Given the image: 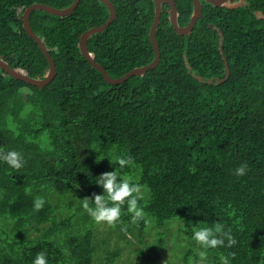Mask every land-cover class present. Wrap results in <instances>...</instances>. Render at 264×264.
<instances>
[{
    "label": "trees",
    "instance_id": "16d2710c",
    "mask_svg": "<svg viewBox=\"0 0 264 264\" xmlns=\"http://www.w3.org/2000/svg\"><path fill=\"white\" fill-rule=\"evenodd\" d=\"M72 1L0 0V56L32 77L44 76L48 61L23 28L22 12L33 2L62 8ZM110 1L116 17L88 36L87 48L118 77L154 58L148 32L155 5ZM174 1L183 26L193 2ZM200 1L203 12L185 34L175 31L169 4L162 3L159 62L119 84L107 82L78 46L84 30L108 18L103 2L79 0L66 15L30 12L56 74L39 87L0 68V150L18 151L24 161L15 170L0 160V264H33L41 251L48 264H154L149 253L117 263L118 241L134 246L128 233L141 240L145 230L168 227L171 219L184 221L188 236L216 222L231 229L237 243L208 249L209 264H220L221 254L230 264H264V18L254 13L264 12V0L236 7ZM220 44L229 76L207 82L224 75ZM118 155H131L136 167L119 169ZM245 163L247 174L237 177ZM114 170L121 179L138 176L132 182L142 186L145 219L131 223L125 205L121 220L97 241V223L82 200L102 195L96 181ZM37 197L45 201L39 211Z\"/></svg>",
    "mask_w": 264,
    "mask_h": 264
},
{
    "label": "clouds",
    "instance_id": "9594fccd",
    "mask_svg": "<svg viewBox=\"0 0 264 264\" xmlns=\"http://www.w3.org/2000/svg\"><path fill=\"white\" fill-rule=\"evenodd\" d=\"M0 160L6 162L15 170H20L24 166L21 153L15 150L7 152L0 150ZM114 160L115 164L119 165V169L135 166V161L131 155H118L114 157ZM247 171L248 165L245 163L239 165L234 174L237 177H243L247 174ZM96 183L102 187L103 194H93L94 201L87 197L82 200V208L95 223L115 227L121 220L122 209L125 205L127 206V213L131 214V223L136 224L145 219L144 210L139 206V201L143 199L142 186L133 183L131 177L121 179L117 170L108 171L102 173ZM44 203L42 197H37L34 202V209L36 211L41 210ZM191 238L199 248L203 249L199 251V264H205L208 249L224 246L231 248L237 243L231 229L225 230V225L220 222H216L209 227L194 229ZM225 241H227V245H225ZM234 255V253H229V256L233 258ZM219 259L220 264H230L228 256L221 254ZM33 264H48L46 253L39 252L35 256Z\"/></svg>",
    "mask_w": 264,
    "mask_h": 264
},
{
    "label": "water",
    "instance_id": "95a60500",
    "mask_svg": "<svg viewBox=\"0 0 264 264\" xmlns=\"http://www.w3.org/2000/svg\"><path fill=\"white\" fill-rule=\"evenodd\" d=\"M100 1L103 2L109 9L108 18L103 23H101L99 25L91 26V27L87 28L86 30H84L79 37L78 46H79L80 53L90 62V64L94 68H96L97 70H99L102 73L103 78L107 82L112 83V84L122 83L128 77H130L132 75L144 74L148 69L155 67L157 65V63L159 62L160 50H159V47H158V44H157V41L155 38V31H156V27H157V24H158L159 19H160V14H161V10H162V3L164 1L168 2V4H169V8H168L169 21L171 22L175 31L179 34L189 33L191 31L192 27L194 26L197 18L199 16H201V14L203 12L201 1L200 0H192L193 12H192L188 22L185 25L181 26L177 22V9H176V5H175L174 0H153L154 5H155L154 16H153L152 22H151L150 27H149L148 35H149V39H150L152 46H153V49H154V58L149 63L141 65V66H136V67L128 70L127 72H125L121 76L112 77L108 74L106 69L99 62L95 61L92 53L87 48L88 36L94 32L101 31V30L105 29L113 21V19L116 17V9H115V6L113 5V3L110 0H100ZM205 1L210 2L216 6H220V5H224V2H226L227 0H205ZM78 2H79V0H73L68 6L62 7V8L51 6L49 4L42 3V2H33L29 5H27L22 12L23 28L25 29L26 33L31 38H33L34 41L38 44L40 50L45 55V57L48 61V67L46 68V72H45L44 76L32 77V76L28 75L27 73H25L23 70H20L19 68H15L12 65H10L1 56H0V68L4 69L5 72H7L10 76H12L14 78L20 79V80L24 81L25 83L37 85L39 87H43L49 81H51V79L56 74V65H55V62L53 60V57L49 53V51H48L46 45L44 44L43 40L32 29V27L30 25V21H29V14L34 9H43V10L48 11V12L53 13V14L66 15V14L73 11V9L76 7ZM239 4H241V3H239ZM238 5L234 4L232 6L236 7ZM254 13L258 18H264V12H262L261 10H255ZM209 26L212 27V24L210 23ZM218 31H219V34L221 35L220 42H222L224 40L223 34L219 29H218ZM219 50H220L221 57L223 59L224 75L222 77H210V78L206 79L207 82H212V81L223 82L229 76L230 70H229L228 62L226 60L224 51L221 48V44H220ZM193 75L199 80L203 79L201 75H198L195 73H193Z\"/></svg>",
    "mask_w": 264,
    "mask_h": 264
},
{
    "label": "rangeland",
    "instance_id": "374dc122",
    "mask_svg": "<svg viewBox=\"0 0 264 264\" xmlns=\"http://www.w3.org/2000/svg\"><path fill=\"white\" fill-rule=\"evenodd\" d=\"M137 177L131 179L135 180ZM147 219L154 222V219L150 216ZM168 222H171L168 227H153L147 231L145 230L141 234V240L135 239L131 233H128L127 235L135 241L134 246L125 244L122 240L118 241V245L122 248V254L117 263L127 260L137 261L139 257L149 253L154 258V264H199V251L203 249L195 244L191 238L192 236L185 234L184 221L171 219ZM107 227V224H97L99 233L95 240L100 239V232L106 231ZM157 231H161L157 238L163 239L160 244L154 239ZM103 235H106V232ZM113 240H115V231L110 234V241ZM136 248H139L141 252L136 251ZM211 258L212 254L207 253L205 264H209Z\"/></svg>",
    "mask_w": 264,
    "mask_h": 264
},
{
    "label": "flooded vegetation",
    "instance_id": "af4514ba",
    "mask_svg": "<svg viewBox=\"0 0 264 264\" xmlns=\"http://www.w3.org/2000/svg\"><path fill=\"white\" fill-rule=\"evenodd\" d=\"M239 3L243 4L244 3V0H227L226 2H224V5H226V6H232L234 4H237L238 5Z\"/></svg>",
    "mask_w": 264,
    "mask_h": 264
}]
</instances>
